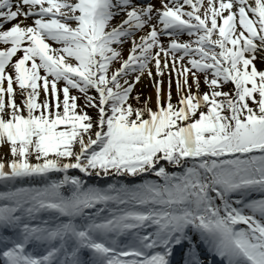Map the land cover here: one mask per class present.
I'll list each match as a JSON object with an SVG mask.
<instances>
[{
  "label": "snow or ice",
  "instance_id": "6c2138e0",
  "mask_svg": "<svg viewBox=\"0 0 264 264\" xmlns=\"http://www.w3.org/2000/svg\"><path fill=\"white\" fill-rule=\"evenodd\" d=\"M0 264H264V0H0Z\"/></svg>",
  "mask_w": 264,
  "mask_h": 264
},
{
  "label": "rangeland",
  "instance_id": "374dc122",
  "mask_svg": "<svg viewBox=\"0 0 264 264\" xmlns=\"http://www.w3.org/2000/svg\"><path fill=\"white\" fill-rule=\"evenodd\" d=\"M127 47V45H125ZM155 78V73L153 72V78H149L147 74H143L141 76V79L136 82V84L133 87V90L136 92L141 93V98L144 96H152L154 94V88H153V79ZM164 79L167 80V74H165ZM172 91H173V99H176L175 95V82L173 78V85H172ZM80 101H78L79 103ZM134 102V100H133ZM152 103V101H150ZM89 112H93V109H89Z\"/></svg>",
  "mask_w": 264,
  "mask_h": 264
},
{
  "label": "trees",
  "instance_id": "16d2710c",
  "mask_svg": "<svg viewBox=\"0 0 264 264\" xmlns=\"http://www.w3.org/2000/svg\"><path fill=\"white\" fill-rule=\"evenodd\" d=\"M143 99V98H142ZM174 100V99H173ZM133 103H135V101L133 102Z\"/></svg>",
  "mask_w": 264,
  "mask_h": 264
}]
</instances>
